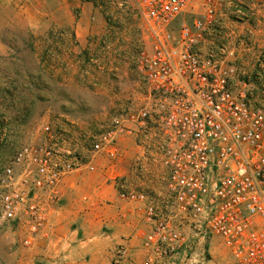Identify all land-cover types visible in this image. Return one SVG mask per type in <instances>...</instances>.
Wrapping results in <instances>:
<instances>
[{
  "label": "built area",
  "instance_id": "1",
  "mask_svg": "<svg viewBox=\"0 0 264 264\" xmlns=\"http://www.w3.org/2000/svg\"><path fill=\"white\" fill-rule=\"evenodd\" d=\"M134 2L143 103L94 134L45 123L41 141L0 168V233L22 236L26 248L48 237L64 181L98 171L106 156L119 200L139 217L110 264H214L215 239L228 264H264V99L251 91L258 72L240 70L254 35L230 25L248 21L244 3ZM196 2L205 12L179 27ZM126 141L136 148L131 177L116 173Z\"/></svg>",
  "mask_w": 264,
  "mask_h": 264
},
{
  "label": "rangeland",
  "instance_id": "2",
  "mask_svg": "<svg viewBox=\"0 0 264 264\" xmlns=\"http://www.w3.org/2000/svg\"><path fill=\"white\" fill-rule=\"evenodd\" d=\"M242 1L247 22L259 15L264 39V0ZM253 2L254 7L250 6ZM134 4V0H0V168L22 147L39 143L47 122L68 127L76 134H94L114 115L143 103L137 60L144 35ZM194 12L203 13L205 9L201 3H194L180 17L178 26L191 22ZM247 55L240 70L248 73L257 59L251 53ZM255 56L263 60L264 49L261 47ZM253 72L264 78L263 66ZM251 91L255 96L262 95L264 83L258 87L252 84ZM135 151L131 141L122 145L117 174L132 176ZM108 165L104 156L98 162V171L73 174L70 186L62 192L57 217H64L68 231L76 232L72 246L61 248L54 240L46 256L37 251L40 239L26 248L22 236L4 231L0 233V264H100L74 251L83 241L80 227L84 218L91 216L95 222L107 219L109 206L113 209L115 205L112 190L101 197L103 188L98 182L94 186L80 182L100 179L105 183ZM95 196L100 206L93 205V213L86 214ZM108 235L104 229L103 236ZM105 254L110 258L107 250ZM212 254L214 264H228L217 239Z\"/></svg>",
  "mask_w": 264,
  "mask_h": 264
},
{
  "label": "crops",
  "instance_id": "3",
  "mask_svg": "<svg viewBox=\"0 0 264 264\" xmlns=\"http://www.w3.org/2000/svg\"><path fill=\"white\" fill-rule=\"evenodd\" d=\"M244 3V2H243ZM245 5V4H244ZM255 2L250 4V6L254 7ZM224 12L229 13L231 10L225 9ZM195 14L197 12H194ZM257 15V14H255ZM251 21V22H250ZM249 22H244L241 24H231L233 27H235V31L237 34L242 35V36H247L248 33H252L254 35V48L256 49L255 52L251 53L252 57H256L255 54L259 52V49L262 47L264 49V39H262V34L260 31V20H259V15L253 18V20H250ZM243 57H248L247 54H244ZM252 68V69H251ZM255 68L250 67L248 68V71L253 72ZM256 71V70H255ZM264 83V78L260 77L258 81L254 83V87H258ZM262 99H264V93H262ZM121 166L117 164V169L120 168ZM111 170L110 168H108ZM68 177L62 186V190L66 192V188L70 186L72 182V177ZM80 181V180H79ZM81 185H85L86 183H90L91 186H94L95 182H98L100 185H102V192H101V197L102 195H107L110 190H112V193L114 194V207L112 209L111 206H109V210L107 212L108 217L107 219H102L99 222H95V220H92L91 216H88L87 218H84V220L81 222V227L80 229L83 232V241H81V245H77V247L74 250H70V253L74 252H79L81 251L84 257H88L91 259L99 260L100 264H110V258H107V255L105 254L107 250V254H110V251L112 248L115 246L116 243H118L121 239L122 236L130 235L132 234L136 228L139 226V217L133 212L132 207H126L124 203L119 201L117 199V196H115L117 193L115 189L113 188L112 183L109 180V177L106 179L105 183H102L100 179H81ZM109 183V184H108ZM108 184V185H107ZM100 195V194H99ZM98 198L95 196L94 200L87 206L88 211L86 214L93 213V207L94 206H100L97 205ZM96 203V204H95ZM94 205V206H93ZM105 209L103 207L100 209L102 211ZM86 210V209H85ZM84 210V211H85ZM99 211V210H98ZM100 211L99 214H97V217L100 216ZM95 213V212H94ZM94 214V215H96ZM64 217H55L54 222H53V228L48 233V237L46 238V234L42 235L40 238V243L38 244L37 251H42L43 255H48V250H51V244L52 241H56V243L61 244L60 247H67V246H72V243L75 242L77 239V234L76 232H69L68 228L66 227L65 224V219ZM107 229L108 230V237L105 238L103 236V230ZM56 231V234H55ZM56 238H52V237ZM46 238V239H44ZM52 238V239H51ZM110 249V251H108ZM74 251V252H73ZM53 257V256H52ZM71 256L67 257L70 258ZM98 264V263H97Z\"/></svg>",
  "mask_w": 264,
  "mask_h": 264
}]
</instances>
